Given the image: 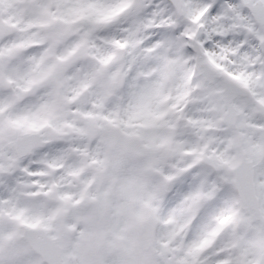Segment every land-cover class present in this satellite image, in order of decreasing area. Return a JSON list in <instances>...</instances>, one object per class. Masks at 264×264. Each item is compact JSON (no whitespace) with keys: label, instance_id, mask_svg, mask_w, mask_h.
Returning a JSON list of instances; mask_svg holds the SVG:
<instances>
[{"label":"snow or ice","instance_id":"obj_1","mask_svg":"<svg viewBox=\"0 0 264 264\" xmlns=\"http://www.w3.org/2000/svg\"><path fill=\"white\" fill-rule=\"evenodd\" d=\"M0 264H264V0H0Z\"/></svg>","mask_w":264,"mask_h":264}]
</instances>
